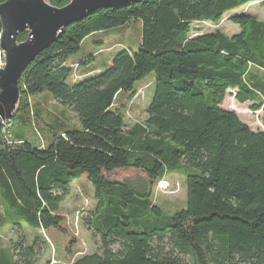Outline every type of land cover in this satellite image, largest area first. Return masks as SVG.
<instances>
[{"label": "trees", "instance_id": "obj_1", "mask_svg": "<svg viewBox=\"0 0 264 264\" xmlns=\"http://www.w3.org/2000/svg\"><path fill=\"white\" fill-rule=\"evenodd\" d=\"M71 1L47 0L57 9ZM255 1L144 0L65 28L26 67L17 109L0 121V227L21 230L24 223L66 234L59 203L84 174L94 190L90 224L100 253L76 258L81 251L67 247L69 264H185L179 255L189 264H264V129L252 131L221 108L226 93L235 92L239 103L262 112L264 127V22L233 13ZM225 17L238 34L220 28ZM137 21V51L117 53L103 73L72 76L76 68L65 62L88 37ZM205 22L215 31L193 36L192 26ZM150 73L154 95L146 118L127 130L114 104ZM31 122L48 135L38 146L6 127L24 130ZM117 172L144 180L116 181ZM172 175L184 177L186 201L166 215L149 184ZM38 243L26 245L25 255L32 258ZM164 243L171 252L163 253ZM0 264H18L10 248H0Z\"/></svg>", "mask_w": 264, "mask_h": 264}, {"label": "rangeland", "instance_id": "obj_2", "mask_svg": "<svg viewBox=\"0 0 264 264\" xmlns=\"http://www.w3.org/2000/svg\"><path fill=\"white\" fill-rule=\"evenodd\" d=\"M45 5H49L47 0H42ZM233 13L249 14L257 17L264 22V0H257L245 6H241ZM220 28L229 35L239 33L236 25L229 22L228 18L222 21ZM216 26L210 22L192 26V35L201 33H211L215 31ZM27 36L28 32L21 34ZM19 35V36H21ZM141 22L137 21L123 27L100 32L92 37H88L83 43L79 53L70 57L66 62L68 68L75 67L72 70V76L76 75L80 78L84 77L85 69L89 68L96 74L103 73L112 63L114 56L124 49L137 51L141 40ZM2 34L0 33V40ZM19 38V37H18ZM16 40V45L24 42ZM103 43V44H97ZM0 71L5 67L4 53L0 49ZM93 56V59L90 57ZM87 63L79 66V63ZM76 66H79L78 68ZM81 71V72H80ZM73 80L70 78L69 80ZM134 89L135 93L128 97L122 94L115 102L114 107L119 109L124 115L127 130L135 124H142L146 118L145 110L151 103L154 95V73H150L143 79L138 81ZM32 102H34L32 100ZM129 102H132V104ZM53 104V103H52ZM54 105V104H53ZM55 106V105H54ZM250 103L241 104L235 99V92L228 91L225 95L221 108L227 111L235 112L238 118L246 124L252 131H262L264 129L262 112H254L250 109ZM130 107V109H128ZM11 132L24 133L25 139L33 146L39 145V138L46 140L48 136L42 127L31 122V127L24 130L13 128L12 125L6 124ZM113 179L116 181H131L135 185L143 182L144 177L136 172H117ZM184 177L180 175H172L159 182L158 184H149L150 197L156 205H158L166 215L172 214L174 211L184 207L186 201L187 189L184 183ZM94 190L91 183L87 180V176L82 174L76 180L72 181L68 188L67 196L59 203L58 214L63 218L61 223L64 234L60 230L49 229L43 227H33L21 223V230L18 227H0V248L7 251L12 250L14 261L18 264H69L71 253H66V248H70V252L80 254L76 258L83 255H91L95 251L99 252L100 238L91 229V221L96 216L95 203L93 199ZM184 203V204H183ZM170 212V214L167 213ZM25 238V242L23 237ZM76 239L77 243L68 244L70 239ZM39 242L34 249L32 258L26 254V245H31L34 240ZM163 253L172 251V246L168 243L161 245ZM119 249V245L112 247L115 252ZM100 253V252H99ZM176 254V251H173ZM177 255V254H176ZM74 258V259H76ZM185 264L190 263V257L180 256Z\"/></svg>", "mask_w": 264, "mask_h": 264}, {"label": "water", "instance_id": "obj_3", "mask_svg": "<svg viewBox=\"0 0 264 264\" xmlns=\"http://www.w3.org/2000/svg\"><path fill=\"white\" fill-rule=\"evenodd\" d=\"M144 0H72L64 8L45 5L42 0H7L0 4L5 67L0 71V121L10 120L19 101V80L26 67L63 30L103 9L125 8ZM28 32V39L19 45V35Z\"/></svg>", "mask_w": 264, "mask_h": 264}, {"label": "crops", "instance_id": "obj_4", "mask_svg": "<svg viewBox=\"0 0 264 264\" xmlns=\"http://www.w3.org/2000/svg\"><path fill=\"white\" fill-rule=\"evenodd\" d=\"M84 46V43L82 44V47ZM89 70V68L85 69V72H87ZM90 72H88L89 74ZM46 97V96H45ZM40 99H44V98H40Z\"/></svg>", "mask_w": 264, "mask_h": 264}, {"label": "bare ground", "instance_id": "obj_5", "mask_svg": "<svg viewBox=\"0 0 264 264\" xmlns=\"http://www.w3.org/2000/svg\"><path fill=\"white\" fill-rule=\"evenodd\" d=\"M1 53V52H0Z\"/></svg>", "mask_w": 264, "mask_h": 264}]
</instances>
